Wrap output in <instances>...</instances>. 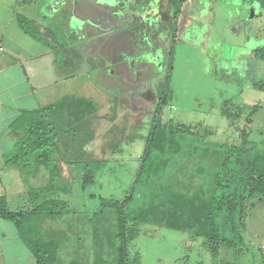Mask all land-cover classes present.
I'll use <instances>...</instances> for the list:
<instances>
[{
  "label": "rangeland",
  "instance_id": "374dc122",
  "mask_svg": "<svg viewBox=\"0 0 264 264\" xmlns=\"http://www.w3.org/2000/svg\"><path fill=\"white\" fill-rule=\"evenodd\" d=\"M63 1L67 4V0ZM73 1L70 0L71 8ZM81 1L95 11L92 16L98 19L85 24L81 32H76L79 38L83 32L85 41L71 43L72 35L65 26L68 11L65 17L54 14L52 22L38 21V28L36 23L33 26L43 31L42 41L51 44L53 50L55 48L51 51L52 62L49 61L48 66L51 83L39 90L38 97H43L40 105L73 94L91 99L97 106L90 121L93 136L85 149L87 160L97 162L98 168L93 181L84 185V192L82 162L69 167L65 162H58L62 173L56 179L55 195L82 215L83 211L92 212L98 208L101 198L122 200L127 194L138 169L162 89L165 94L167 92L162 120L201 123L214 130L213 135L207 137L210 144L229 140L235 134V128L229 125L220 110L224 99L230 98L243 104L244 119L249 107L264 99V93L254 88L243 90L241 85L249 76L239 73V62L227 63L224 56L225 51L231 56L236 54L240 49L230 48V44L244 45L246 33L253 34L255 24H258L257 21L250 25L237 23L231 27L232 13L223 4L228 0H187L176 28L172 23L173 8L168 6V18L163 17L159 0ZM208 2L211 3L210 9ZM115 4L119 5L117 11L111 9ZM203 4L206 6L202 8ZM249 14L244 13L243 16ZM70 18L72 23V13ZM46 29L50 32H45ZM174 31L177 43L172 49ZM68 43L82 55V61L69 59L67 53L62 52V47ZM249 44L256 46L252 40ZM95 53L107 58L110 71L122 79V88L106 89L96 82L90 69V60ZM169 61L171 69L167 74ZM19 172L14 175L3 172V182H7L9 187L6 193L11 203L19 195L20 188L48 184L46 170L40 169L35 177L29 175L28 182L22 183L16 179L21 177ZM66 181L69 182V189L63 192L60 188ZM73 217L71 214L65 216L63 224ZM109 221L111 230L113 219ZM7 222L15 229L11 222ZM75 225L79 227L80 238L77 239V235L71 237L64 256L80 258L83 254L90 262L93 251L90 249L88 230L82 233V220ZM138 227L139 234L128 241V247L132 259L139 264H221V260L229 264H264V197L255 199L248 210L243 245L221 246L218 259L212 257L201 238L192 241L186 232L164 226L140 224ZM109 230L106 231L105 247L114 254L117 241L111 239Z\"/></svg>",
  "mask_w": 264,
  "mask_h": 264
},
{
  "label": "trees",
  "instance_id": "16d2710c",
  "mask_svg": "<svg viewBox=\"0 0 264 264\" xmlns=\"http://www.w3.org/2000/svg\"><path fill=\"white\" fill-rule=\"evenodd\" d=\"M186 1L172 3L178 15ZM257 1L264 8V0ZM17 19L28 34L42 40L43 31L35 28L33 21L21 15ZM75 34L72 31L71 43H75ZM176 40L174 32L172 49ZM48 45L52 51V45ZM62 52L69 59L82 61V55L70 43L62 47ZM171 55L172 52L170 59ZM255 55L264 59V50H256ZM99 61L90 62L96 82L106 89L120 84L117 78L106 75L107 69ZM170 69L169 61L167 74ZM257 89L264 90V82H258ZM166 94L162 89L138 169L125 197L101 198L98 208L83 211L82 215L55 195L56 179L62 173L60 163L65 162L69 167L82 162V192L84 185L93 181L98 164L87 160L85 146L93 136L90 121L97 111L96 104L83 96L65 95L36 108L21 110L10 123L15 141L4 156L5 163L24 177L35 174L41 167L49 172L47 185L26 189L13 203L0 195V219L14 225L35 264H139L132 259L128 241L139 234L140 224L186 232L192 241L201 238L214 259H218L221 246L243 245L248 210L255 199L264 197V137L254 135L249 125L258 104L249 107L242 119L244 105L224 99L220 110L235 128V134L229 140L210 144L207 137L214 130L201 123L162 120ZM60 189L67 191L69 182ZM69 214L74 217L64 225V217ZM110 218L113 219L111 230ZM79 220H82V233L87 229L90 235L93 251L90 262L83 254L80 258L64 256L71 237L80 238L79 227L75 225ZM108 230L111 239L117 241L114 254L105 247ZM221 264L229 263L221 260Z\"/></svg>",
  "mask_w": 264,
  "mask_h": 264
},
{
  "label": "crops",
  "instance_id": "0c3cea01",
  "mask_svg": "<svg viewBox=\"0 0 264 264\" xmlns=\"http://www.w3.org/2000/svg\"><path fill=\"white\" fill-rule=\"evenodd\" d=\"M223 4L229 9L228 12L232 13L233 18L230 19L229 24L231 27L237 23L246 25L256 21L258 23L255 24L253 34L246 33L244 45L230 44V48L240 49L236 54L231 56L228 52L227 56L224 55L227 57V63L239 62V73L245 77L249 76L244 85H241L242 89H257L258 82H264V59L255 55L256 50H264V8L257 0H228ZM204 6L206 5H201L202 8ZM54 8L53 0H0V195H5L7 199L6 192L9 187L7 182H3V172L7 175L18 172V169L7 165L4 161L7 150L15 141V134L10 128V123L21 110L38 107L43 98L38 97L39 90L48 87L51 83L48 66L52 52L49 45L28 34L19 25L17 16L21 15L33 21L38 28V21L52 22L54 14L65 17L68 11L65 26L71 34L72 26L69 17L72 8L69 2L65 4L62 1L56 5L58 13ZM81 10L82 6H77L76 13H72L75 24L82 22ZM248 12H250L249 16H243ZM250 40L256 43L255 47L249 46ZM228 70L231 72L230 68ZM259 91L264 93V90ZM249 125L254 135L264 137V99L260 101L257 110L251 116ZM40 169L46 170L44 167ZM40 169L33 176H36ZM28 177H24L21 173V177L16 179L22 183L28 182ZM47 180L49 181V172ZM25 190L26 188H20L18 194ZM0 264H35L32 253L19 238L16 229L2 219H0Z\"/></svg>",
  "mask_w": 264,
  "mask_h": 264
},
{
  "label": "flooded vegetation",
  "instance_id": "af4514ba",
  "mask_svg": "<svg viewBox=\"0 0 264 264\" xmlns=\"http://www.w3.org/2000/svg\"><path fill=\"white\" fill-rule=\"evenodd\" d=\"M67 2H69L70 6H71L70 0H67ZM173 2H174V0H169V1L168 0H159V9L161 11L162 16L165 17V18H168L166 9H167L168 6H171L173 8V17H174V19L172 20V23H173V25L176 28L178 23H179V16H180V13L182 11V8L180 9V12H179V15H178L177 11L175 9V6L172 5ZM165 4H166V6H165ZM163 8H165V9H163ZM111 9H115V11H117L119 9V5L115 4L114 6H112ZM81 11H82V13H81L82 14V22L75 24V22L72 21V23H71L72 31L75 32V33L76 32H81V30H83L82 27H84V25L87 24L88 22H90V21H94L95 22L96 20H98V19L95 18V16H92L93 13H95V11L93 9H89L88 6H85V4H82V10ZM70 17H71V15H70ZM85 21H87V22L85 23ZM90 24H91V22H90ZM173 36H172V38H173ZM85 40H86V35L82 32V37L81 38H79V36L76 37L75 44L79 43V42L81 43L82 41H85ZM175 43H177V40H176ZM92 59L93 60L96 59L97 61L100 60L99 62H101V65H104L106 67V69H107V72H106L107 76H110V77H113V78H117L119 81H121L120 84H117L116 87L112 88L113 90L116 89V88L118 89V88H122L123 87L124 84H123L122 79H120L116 74H114V72L110 71L111 65H110V62L107 60V58L105 56H103L102 54L95 53V57H93Z\"/></svg>",
  "mask_w": 264,
  "mask_h": 264
},
{
  "label": "water",
  "instance_id": "95a60500",
  "mask_svg": "<svg viewBox=\"0 0 264 264\" xmlns=\"http://www.w3.org/2000/svg\"><path fill=\"white\" fill-rule=\"evenodd\" d=\"M63 0H53V6L55 7L54 9H56V5H59ZM83 3L81 0H74L72 2V13L75 14L76 13V9H77V6H81ZM87 6V5H85ZM76 16V15H74Z\"/></svg>",
  "mask_w": 264,
  "mask_h": 264
}]
</instances>
